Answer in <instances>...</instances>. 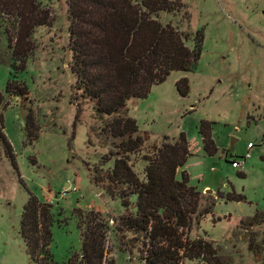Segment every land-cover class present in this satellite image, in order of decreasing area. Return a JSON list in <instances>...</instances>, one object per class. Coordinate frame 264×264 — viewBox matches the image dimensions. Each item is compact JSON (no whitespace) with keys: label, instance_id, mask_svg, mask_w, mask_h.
<instances>
[{"label":"rangeland","instance_id":"rangeland-1","mask_svg":"<svg viewBox=\"0 0 264 264\" xmlns=\"http://www.w3.org/2000/svg\"><path fill=\"white\" fill-rule=\"evenodd\" d=\"M65 2L39 0L52 22L35 29L23 72L12 67L13 41L9 44L7 39L16 30L15 19L0 13V91L13 76L29 90V101L6 97L8 107L0 111L17 164L15 169L0 142V264H34L20 236L29 195L52 205L50 250L56 264L80 256L78 210L101 212L108 223L107 260L144 264L132 235L121 237L115 232L124 213L120 199L92 180V170L115 149L102 132L103 123L92 103L75 93ZM179 2V11L153 17L178 28L187 36L189 48L202 35L201 56L193 71L171 72L164 83L151 88L146 99L127 104V115L136 121L139 134L149 136L142 151L130 157L131 165L143 179V158L151 155L152 146H161L164 138L174 143L183 133L192 155L177 178L182 170L187 172L189 185L202 194L199 210L214 203L212 214L193 225L190 237L211 242L225 264H264V223L248 225L257 210L264 218V0ZM182 78L189 82L185 97L176 89ZM28 109L39 128L37 140L30 145L25 139ZM202 121L211 124L217 147L213 156L202 148ZM247 152L250 158L233 168L231 161L242 160ZM111 158L103 172L112 168ZM233 192L245 201L226 202L219 197ZM135 201L136 196H131V212Z\"/></svg>","mask_w":264,"mask_h":264},{"label":"trees","instance_id":"trees-1","mask_svg":"<svg viewBox=\"0 0 264 264\" xmlns=\"http://www.w3.org/2000/svg\"><path fill=\"white\" fill-rule=\"evenodd\" d=\"M65 3L69 67L75 78V93L92 103L97 119L103 123L102 132L112 139L115 149L103 159L104 164L92 170L93 183L119 198L124 208L115 232L121 237L132 235L144 264H184L195 260L225 264L211 242L190 237L193 225H199L201 218L212 214L214 203L199 210L202 194L189 185L187 172L182 170L181 178H177L192 155L185 135L180 134L174 143L164 138L161 146H152L151 155L143 158L146 162L143 179L134 172L130 160L142 151L149 136L139 134L136 121L127 115V104L130 100L146 99L151 88L164 83L171 72L193 71L201 56L203 36L189 48L185 45L187 36L178 28L158 21V13L179 11L182 8L179 0H66ZM40 6L39 0H0V13L15 19L16 30L7 39L9 44L13 41L9 46L16 72L25 71L35 29L52 22L50 12ZM13 77L0 91V111L8 107L6 97L29 101L28 87ZM176 89L182 97L187 96L188 79H180ZM33 115L28 109L25 139L29 145L37 140L39 131ZM199 133L204 153L215 155L217 147L210 122L202 121ZM0 142L16 169L1 112ZM111 157L112 168L103 172L102 167ZM131 196H136L134 212L130 211ZM219 197L226 202L245 201L243 195L234 192ZM77 212L81 213L78 215L81 253L72 255L64 264H114L106 258L108 223L101 212ZM259 218L257 210L248 225L264 223V218ZM52 220V205L29 195L21 216L20 236L34 264H56L50 250ZM254 253L257 255L256 250Z\"/></svg>","mask_w":264,"mask_h":264},{"label":"built area","instance_id":"built-area-1","mask_svg":"<svg viewBox=\"0 0 264 264\" xmlns=\"http://www.w3.org/2000/svg\"><path fill=\"white\" fill-rule=\"evenodd\" d=\"M253 147V145L250 143L249 145H248V149H251ZM250 153L249 152H247L243 157H242V160H240V161H238V160H233L232 161V167L233 168H238V167H240L241 166V164L242 163H244L247 159H249L250 158Z\"/></svg>","mask_w":264,"mask_h":264},{"label":"crops","instance_id":"crops-1","mask_svg":"<svg viewBox=\"0 0 264 264\" xmlns=\"http://www.w3.org/2000/svg\"><path fill=\"white\" fill-rule=\"evenodd\" d=\"M252 149V148H251Z\"/></svg>","mask_w":264,"mask_h":264}]
</instances>
